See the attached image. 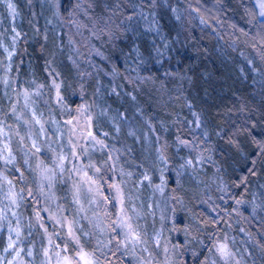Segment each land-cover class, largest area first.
I'll return each instance as SVG.
<instances>
[{"label":"trees","instance_id":"16d2710c","mask_svg":"<svg viewBox=\"0 0 264 264\" xmlns=\"http://www.w3.org/2000/svg\"><path fill=\"white\" fill-rule=\"evenodd\" d=\"M74 1L14 0L19 15L18 29L23 34L16 60L25 82L35 81L40 86L45 83L44 88L50 77L48 67L56 69L59 75L54 77L59 78L64 100L58 103L53 99L51 86L45 92L47 104L39 101V105L45 111H54L59 119L70 115L84 96L92 95V100L88 99L93 103V129L108 133L107 142L121 151L122 162L131 164L125 170L128 172L123 184L126 191L136 187L144 191L143 170L149 173V181L158 179L161 172L164 174L163 193L166 192L171 204L177 199L179 202L172 207L169 218L162 214V223L158 224L162 227V239H159L162 241L156 246L150 244L153 240L148 230L144 231L142 225L139 227L138 247L143 259L148 260L166 241L165 233L172 224H180L181 241L178 251L172 252L171 264H198L221 234L232 250L242 255L243 261L239 264H264V152L261 147L264 145V39H254L247 31L248 25L259 16L253 17V21L248 17L239 22L236 19L239 14L246 16L239 10L254 5L253 0H199L202 4L218 3L216 15L211 18L205 16L194 0H93V14L96 10L95 14H100L108 7L113 23L122 18L116 23V35L112 39H107L104 45L95 39L101 57L95 56L94 65L87 64L83 56L75 61L70 49L66 26L71 22L69 12ZM187 3L196 17L183 18L188 11L181 7ZM225 27L231 29L226 33ZM133 74L144 79L136 80ZM156 85L159 92L165 89L169 97L160 105L152 101L155 96L151 92ZM151 112L158 121H154L147 141L148 136L142 138L139 131L136 136L132 129L134 124L152 123ZM187 121L189 125H185ZM190 125L204 135L199 142L203 158H199V166L194 163L190 166L192 170L179 172L175 169L180 160L176 153L181 150L172 137L175 128L189 137L186 128ZM152 134L159 146L162 145L167 159L153 158ZM257 141L262 144L258 145ZM120 142H123L122 148L118 147ZM127 148L130 151L126 153ZM94 154L97 160L102 159L106 156L105 148ZM23 162L22 154H18V165L23 166ZM136 164L142 168L135 167ZM26 173L24 170L25 176ZM12 177L19 186L23 185L16 173L12 172ZM207 177H212L209 185L202 182V178L208 182ZM172 179H178L177 185L175 180L171 185ZM195 184L214 194L213 212L205 210V213L204 209L197 208ZM143 209L136 213V218L149 217L148 209ZM22 210L28 213L30 209ZM244 216H250L252 221ZM153 217L155 222L160 220L158 213L154 212ZM183 229H187L185 233ZM192 234L201 242L192 238ZM185 235L188 238L184 239ZM142 244H149L146 252ZM119 246V253L124 251L123 264H138L135 253ZM89 248L97 250L94 246Z\"/></svg>","mask_w":264,"mask_h":264},{"label":"rangeland","instance_id":"374dc122","mask_svg":"<svg viewBox=\"0 0 264 264\" xmlns=\"http://www.w3.org/2000/svg\"><path fill=\"white\" fill-rule=\"evenodd\" d=\"M74 2V7H71L72 10L69 12V17L72 16L71 22L66 26L68 28V30L66 29V34L71 45L70 49L73 51V58L75 61H80L83 56V60L87 64L94 65V63L97 62L96 59L94 60L95 56L101 57L95 39L101 41L102 45H104L107 39H112V37L116 35L114 32L116 23L121 21L122 18H119L116 23H113V14L112 11H109L108 7H106V10L104 8L102 11L99 10L101 11L100 14H95L97 13V10L93 14L91 11L93 0H75ZM194 2L198 7L201 6V9L206 14L205 16L207 18L216 15L218 10L217 2L209 1V4L208 2L202 4L199 0H194ZM253 2L254 5L250 4L249 7L246 8L243 6V9L239 10V12L244 11L246 16L239 14L236 19L239 22V20L248 17L250 21H253L255 16H259L260 18L258 20L253 21L248 25L247 31L254 39L259 40V37L264 39V16L259 15L260 9L257 7V0H253ZM8 3H12L15 6L14 0H4V3L0 4V42L7 46L9 51H13V29L18 32L21 31L18 29L19 15L17 14L13 17L10 14V10L7 7ZM77 4L80 5L78 9L76 7ZM181 8L188 11L182 15L183 18L195 16V13L190 12L192 7H190L189 3H187L184 8ZM218 13L220 14V10ZM220 26V24H217V27ZM233 28H236V25H233ZM230 29L231 28L227 29L225 27L226 33ZM262 29L263 32H261ZM84 30H86V32ZM19 41H17L15 45V55L11 61L7 60V53L0 49V61L4 62L3 67L7 68L9 63L12 65L10 72H7L6 74L0 72V80L7 76V78L12 81H19V86L12 83L5 87L3 83H0V121L5 125L3 131L6 133V136L0 137V155L8 156L9 152L4 148V145L7 144L11 156L14 158L11 164H5L4 160L0 159V210H3L4 215L8 217V220L12 221V226L15 227V218L12 216L13 211L18 212L23 217L22 223L27 225L30 222H34V211L48 209L46 212H41L45 226L48 228V234H59L54 235L53 237V243L59 245V247L50 249V255L52 256L51 264H56L55 253L62 248H67V251L63 253L65 256H73L78 251L75 242L66 243L68 240L67 233L69 225H71L74 234L79 237L83 251L87 253H95V264H123L121 258L124 251L119 253V245L127 248L130 252L135 253L138 264H145L147 261V264H171L174 261L172 252L173 250L175 253L178 251L177 246L181 241V235L179 234L180 224L171 225L168 232L165 233L166 241L163 244L161 243L160 247H157L155 253H151L148 260L143 259L144 255L138 247L139 242L133 243L130 240L126 245L117 243L124 239V234L127 232L126 228H116L115 231H113V227L118 221H129L132 225L133 235L138 237V239H140L139 227L142 225L144 231L148 230L147 233L153 240L150 241V244L153 243L156 246L162 241L159 240L162 239V227L158 225L159 223H162V214L165 213L167 217L168 215L170 216L172 214V207L179 202L177 199L176 203L171 204V202H168V195L166 192L163 193L166 189L164 174L161 172L158 179L156 177L155 181H149V173H147L146 170H143L141 179L144 178L145 180L144 191L138 187L126 191V187L123 184H126V179L124 177L128 172L125 170H127L126 166L131 164L126 160L122 162L121 151H118L116 147L107 142L106 137L103 136V130L96 132L93 129L92 124L91 127L88 126L89 118L91 117L92 119L91 105L93 104L92 102L90 103V99L88 98L90 97L92 100V95L89 94L88 98L84 96V100L72 108L70 115L66 114L60 119L50 108V110L45 111L43 107L39 105V101L47 104V100H45V95L47 93L46 89L48 88L49 92L53 81L55 80V83L58 84L59 80V78L54 77L50 73L54 71L56 75L59 74L54 67H48V74L50 77L48 76L49 81L46 88H44L45 83H42L40 86L37 84L38 82L36 83L35 81H32L31 83L25 82L21 74L22 72L19 71L18 62L16 60ZM134 75L135 74H133V76ZM135 79L142 81L144 78L140 75H135ZM146 84L150 85L151 83L146 82ZM38 88L39 93L37 94ZM25 89H27L29 93H32L28 100L27 109L24 108L25 100L22 95ZM159 89L158 85H156L151 92V95L155 96L152 101L157 105H160L162 100L169 98L165 89L162 88V92H159ZM81 90L85 91V87H81ZM17 93H21V95L18 96ZM56 95L57 90L52 86V97L55 101H57ZM14 104H18L16 111L22 114V120L31 121L32 112L35 111L41 121L45 122V131L41 133L40 126L35 125L34 123L31 126H26L22 122H18L11 112ZM81 105H86L88 107V111L85 115H80L77 112V109ZM179 109L181 110V108ZM143 112L148 115L145 110H143ZM151 115L153 117L152 123L145 121L140 125L134 124V128L132 129L136 136H138V131L141 132L142 138L148 136L147 141L150 140L148 133L150 130L154 129V121H158V118L153 116L152 112ZM69 120L73 121V123L67 124L66 121ZM132 120L133 122H136L134 118H132ZM142 120L143 119L140 118V121ZM189 122L190 121L185 122V125H189ZM150 124H152L151 128ZM186 129L188 130L186 131V134L189 137L182 135V130L178 128H175V136L173 135L172 137L178 144V149L181 150L178 154L176 153V156H178L180 160L177 162L175 169L179 172L192 170L190 169V166L194 163L199 166L198 161L203 158V153L199 147L200 140L204 139L203 133L196 131L197 127H193L192 125L188 126ZM89 130L94 132L97 139H103L106 145V147H104L106 156L102 157L100 160L96 159V154L94 153L95 151L101 152L104 148L101 149L99 145H94V143L84 139V136L87 135ZM17 132L19 133L18 136L15 134ZM113 132L115 135L117 134L116 129ZM21 137H23V140H21ZM152 137V140H155V134H152ZM52 139H54V143ZM34 140L36 141L37 147L41 149L42 154L37 153L36 149L33 147ZM179 140L190 142L194 147H186L180 144ZM122 143H119V148L123 147ZM260 144H262V142ZM128 148L126 153L130 151V148ZM74 150L76 151V156L78 158L73 157ZM151 151L155 160L158 156H162V158L165 157L166 159L168 158L162 149V145L159 146L156 140ZM18 154H22V161H24V164H22L23 166L18 165L17 163ZM59 156L66 157L63 161V169L57 167V165L61 163L58 159ZM130 157H132L131 153L129 154V158ZM175 161L176 159H174V162ZM188 161H191V164H189ZM88 165H92L93 170H89L87 168ZM137 166L138 168H142L136 164L135 167ZM75 168H81L83 171H80L78 174L77 171L74 170ZM95 168L101 169L99 176L103 178L102 183L100 184V194L95 191V186L94 190L89 192L87 190L88 185L86 184L81 186L79 193L77 194L74 186L81 183L84 171H87L89 176L96 178L94 176ZM149 168L150 170H153L152 166ZM23 169L27 172V177L25 176ZM44 169H49L50 171L45 173L43 171ZM53 171L56 172V175L51 181V187H44V196H40L39 190L42 184L48 183V181L44 180V176H50ZM12 172L16 173L18 182L23 185L19 186L14 181ZM21 175L23 176V179H21ZM145 176L148 177L147 180L145 179ZM207 178L208 182L203 178L202 182L208 184L212 181V177ZM174 180L177 185L178 179ZM174 180L172 179L171 185L175 184ZM8 181L11 183H8ZM112 184H118L120 186L119 195L115 190H112L111 192L108 191V186ZM139 184L140 182H138V185ZM195 190L197 191L195 198H198L196 199L197 208L204 209V212L205 210L213 212L215 208V202L213 199L214 194L212 193L211 195L210 191L208 192V188H204L203 186L196 185ZM29 191H32L34 196L39 197V203H37L36 199L28 198ZM9 192L21 193L25 197V200L20 202L18 207L11 205L10 200L7 199ZM104 196H115L116 200L105 201L103 199ZM77 198L79 199V203H76ZM143 207L148 209L149 217L145 218L138 216V218H136V213H141L144 210ZM23 208H29L30 210L27 213V210H22ZM167 209H169L168 212ZM237 210L238 209H236V211ZM154 212L158 213L160 219L156 222L153 220L155 219L153 217ZM49 216L63 219L65 226L62 228L59 223L49 220ZM244 218L252 221L250 216H244ZM235 220L236 219L234 218L233 221ZM3 223L5 226L0 228V256L5 257L6 261H13V264H42L45 260L43 249L48 247V234H45L38 224L35 229L31 230V236L28 235L29 230L27 228L23 229V234L27 239L17 247L31 248L33 255L30 257L26 254L16 256L15 252L9 254L3 251L7 246L9 236L7 231L8 221H3ZM249 223L250 222L247 221V225H249ZM136 229L139 230V233ZM150 230H152L151 233ZM186 230L183 229V232L185 233ZM117 232H120L121 234L116 235ZM220 236L222 237L216 240L213 249L212 247L207 248L208 253L200 259L198 264H239L243 261L242 255L240 253L236 254L232 250L225 235L221 234ZM183 237L184 239L188 238V235ZM191 237H194V239L201 242V240L198 237H195V235L192 234ZM13 239H15L14 236ZM172 243L173 245L171 246L170 244ZM219 245H226V250L228 252L227 256H221L218 251ZM92 246L96 247L97 250L92 251V249L89 248ZM147 246H149V244H142V248L145 252ZM248 247L249 246L246 248ZM103 250H105V253L102 252ZM98 252L101 253V255H99Z\"/></svg>","mask_w":264,"mask_h":264},{"label":"snow or ice","instance_id":"6c2138e0","mask_svg":"<svg viewBox=\"0 0 264 264\" xmlns=\"http://www.w3.org/2000/svg\"><path fill=\"white\" fill-rule=\"evenodd\" d=\"M4 0H0V4H3ZM62 7V5H60ZM91 6V5H89ZM8 9L10 10V14L15 17L17 15L16 10H15V6L12 3H8L7 4ZM77 9L80 7L79 4L76 5ZM257 7L260 9L259 11V15L260 16H264V0H257ZM129 19H131V17H129ZM14 35L12 36V46H13V51H9L7 46H5L2 42H0V49H2L4 52L7 53V60L11 61L13 56L15 55V45L17 43V41H19L22 38V33L15 31V29H13ZM47 37H45L46 39ZM4 62L0 61V72H4L5 74L7 72L11 71V63L8 64L7 68L3 67ZM51 75L55 76L56 73L54 71H52L50 73ZM0 83H3L5 85V87L9 86L12 83L17 84V86H19V81H12L10 79L7 78V76H5L4 79L0 80ZM53 87L56 88L57 90V95H56V99L58 103H62L64 100V97H62L60 95V88L61 85L55 83V80L53 81L52 84ZM39 93V88L37 89V94ZM17 95H21V93H17ZM24 100H25V104H24V108L27 109L28 108V100L30 99L32 93H29L27 91V89H25L22 93ZM18 107V104H14L11 112L12 115L16 117L18 122H22L24 125L26 126H31L33 123L35 125H39L40 126V131L41 133H43L45 131L44 128V123L42 122L41 119L37 116V114L35 113V111L32 112V119L31 121L29 120H22V114L18 113L16 111V108ZM66 111H68L69 113L71 112V109H66ZM88 111V107L86 105H81L78 109L77 112L80 115H85ZM67 124H72L73 121L69 120L66 121ZM92 124V119L91 117L88 120V126L91 127ZM5 125L3 124L2 121H0V137H4L6 136V133L3 131ZM17 136L19 135V133H15ZM108 133H104L103 136H107ZM30 138V137H29ZM84 139L86 141L92 142L94 143V145H99L101 149H103L104 147H106L104 140L103 139H97V136L94 134L93 131L89 130L87 132V135L84 136ZM21 140H23V137H21ZM179 143L186 146V147H194V145H192L190 142L184 141V140H179ZM260 141H257V144L260 145ZM33 147L36 149L37 153H41L42 151L39 147H37L36 141H33ZM262 147V152H264V145L261 146ZM5 150H8L9 154L8 156H2L0 155V159H3L5 164H11L13 162V157L11 156V152L8 148V145L5 144L4 145ZM73 157H76V151H73ZM59 161L61 162L59 165H57V167L59 169H63V161L66 159L65 156H59L58 157ZM111 159V157H110ZM42 163V162H41ZM189 164H191V161H188ZM87 168L89 170H93V166L92 165H88ZM75 171H77V173L79 174L80 171H83V169L81 168H75ZM45 173H48L50 170L49 169H44L43 170ZM101 172L100 168H95L94 169V176L96 178H93V176H89L87 171H84V176L81 178V183L75 185V189H76V193H79V190L81 188L82 185L86 184L88 185V191L91 192L94 190V186H95V191L100 194V184L102 183L103 178L99 176V173ZM56 172H51V175H45L44 176V180L48 181L47 184H42L41 188H40V196H44V192H43V188L44 187H51V181L53 179V177H55ZM21 179H23V176L21 175ZM145 179L147 180L148 177L145 176ZM8 183H11L10 181H8ZM115 190L116 193L119 195L120 194V186L118 184H112L108 186V191H112ZM28 198H32V199H36L37 203H39V197L34 196L32 191H29L28 193ZM7 199L10 200V204L14 205V206H19V203L22 202L23 200H25V197L21 194V193H15V192H9ZM103 199L105 201H115L116 197L115 196H104ZM76 203H79V199H76ZM237 203H240V201H238ZM82 210V209H81ZM48 211V209H39L37 211H34L33 215L35 217L34 222H30L29 224L25 225L22 223L23 217L18 213L13 211L12 212V216L15 218V227L12 226V221L8 220V217L6 215H4L3 210H0V228H3L5 225L3 223V221H8L7 223V231L9 233L8 236V243L7 246L3 249L4 252L11 254L12 252L16 253V256H21L22 254H26L27 256H32L33 252L31 248H19L17 247L19 244L23 243L25 241V239H27V237L24 236L23 234V229L27 228L29 229L28 235L31 236L32 229H35L37 224L40 226V228L43 229L45 234H48V228L45 226L43 217L41 216V212H46ZM49 220H53L56 223H59L60 226L63 228L65 226L64 220L63 219H57L55 216H49L48 218ZM116 228H121V229H127V232L124 234V239L121 241H118L117 243L119 244H127L130 240L133 243H138L139 239L138 237L133 235V229H132V225L129 221H118V223L113 227V231H115ZM120 232H117L116 235H120ZM54 235H59L57 234H48V247L43 249V254L45 257V260L42 262V264H51V259L52 256L50 255V249L52 248H58L59 245H55L53 243V237ZM68 240L66 241V243H70V242H75L78 251L75 255L73 256H65L63 255V253H65L67 251V248H62L60 249V251L55 253V258H56V264H95V260H94V256L95 253H87L85 251H83V247L82 245H80V241H79V237L76 236L71 228V225L68 226ZM87 235V234H86ZM13 236L15 237V239H13ZM111 242V241H110ZM99 243V242H98ZM218 251L220 252L221 256H227L228 252L226 250V245H219L218 246ZM0 264H13V261H6L5 257L0 256Z\"/></svg>","mask_w":264,"mask_h":264}]
</instances>
